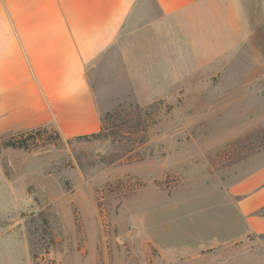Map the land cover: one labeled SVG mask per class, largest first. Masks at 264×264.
Wrapping results in <instances>:
<instances>
[{
	"label": "rangeland",
	"instance_id": "obj_1",
	"mask_svg": "<svg viewBox=\"0 0 264 264\" xmlns=\"http://www.w3.org/2000/svg\"><path fill=\"white\" fill-rule=\"evenodd\" d=\"M204 9L162 95L131 79L129 30L95 61L102 134L0 136V264H264L231 191L264 167V0ZM205 43L227 49L200 64Z\"/></svg>",
	"mask_w": 264,
	"mask_h": 264
},
{
	"label": "crops",
	"instance_id": "obj_2",
	"mask_svg": "<svg viewBox=\"0 0 264 264\" xmlns=\"http://www.w3.org/2000/svg\"><path fill=\"white\" fill-rule=\"evenodd\" d=\"M151 1L148 13L147 0H0V136L36 128H52L63 138L99 132L103 123L89 70L127 30L126 62L135 58L146 67L131 68V79L154 81L151 95L172 88L180 79V58L190 63L196 57L191 27L204 31V6L219 0ZM220 47L212 56L209 49L200 64L227 49ZM231 191L242 196L237 207L247 231L264 234V167Z\"/></svg>",
	"mask_w": 264,
	"mask_h": 264
},
{
	"label": "trees",
	"instance_id": "obj_3",
	"mask_svg": "<svg viewBox=\"0 0 264 264\" xmlns=\"http://www.w3.org/2000/svg\"><path fill=\"white\" fill-rule=\"evenodd\" d=\"M102 123H103V119H102ZM105 129H106V126L103 123V126H102V128H101V130L99 132L93 133V134H90V135H86V136H98V135L102 134ZM33 130L41 131V130H47V128H43V129L42 128H37V129H33ZM6 144L9 145V146H15V147H24V148H28L29 147V145L26 143V141H22V140L18 141V142H14L11 139Z\"/></svg>",
	"mask_w": 264,
	"mask_h": 264
}]
</instances>
